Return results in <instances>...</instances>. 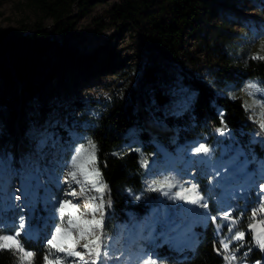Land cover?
<instances>
[{
    "label": "trees",
    "instance_id": "16d2710c",
    "mask_svg": "<svg viewBox=\"0 0 264 264\" xmlns=\"http://www.w3.org/2000/svg\"><path fill=\"white\" fill-rule=\"evenodd\" d=\"M104 1L107 0H25L26 5L43 17L19 29L0 28V81L6 86L21 85L17 98L0 92V116L8 110L14 113L22 140L33 141L40 157L52 150L66 166L80 144L86 145L89 140L95 143L96 167L107 185L103 194L105 244L111 239L112 244L121 245L124 226L135 225L137 238L128 239V244L124 239L127 247L133 248L145 238L146 229L144 232L142 228L151 208L168 192L166 188L146 190L144 184L151 171L152 157L156 156L158 163H162L158 147L175 154L178 149L189 148V142L203 140L212 147L214 159L221 147L230 144V154L242 151L251 168L264 166V131L259 122L249 119V111L239 96L250 80L264 88V60L252 59L256 55L264 56L249 50L240 54L236 44L240 34L232 29L237 18L224 8L232 0H121L105 12L107 21H93L98 34L124 26L140 35L144 52L160 57L172 75H162L152 61L137 62L133 70L124 71L115 62L114 50L107 45L103 46L101 60L99 50L80 56L76 50L67 48V38L75 22L73 9L82 14ZM212 15L219 18L218 22L211 23ZM43 18L50 19L52 26L47 28ZM186 31L208 63L184 49ZM201 67L206 68L204 77L193 72ZM76 69L120 73L124 78L121 95L104 101L74 98L62 103L55 92H41L53 80ZM175 103L182 109L168 113ZM63 112H67L64 118ZM147 122L165 132H158ZM218 128L226 130L222 135L213 134ZM165 178H172L169 171L154 176L152 181ZM199 180V184H194L202 194L203 182ZM178 191H182L180 185L168 194L172 197ZM94 195L98 194L94 192ZM38 196H45L46 201L57 199L52 186L39 188ZM172 200L169 214L175 220L180 218L175 212L183 219L184 210H196L193 204ZM39 201L31 203L34 214L41 211ZM208 209L209 205L198 212L206 213ZM245 213L251 214L248 209ZM193 230L191 246L174 249L157 239L153 245L146 242V246L165 260L175 257V264H225L223 255L216 251L220 239L213 222L197 223ZM21 235L27 249L36 253V264H43L47 245L28 234ZM251 258L264 264V256L258 251H252ZM16 261L13 252L0 250V264H16ZM103 264H106L104 260Z\"/></svg>",
    "mask_w": 264,
    "mask_h": 264
},
{
    "label": "rangeland",
    "instance_id": "374dc122",
    "mask_svg": "<svg viewBox=\"0 0 264 264\" xmlns=\"http://www.w3.org/2000/svg\"><path fill=\"white\" fill-rule=\"evenodd\" d=\"M120 1H104L82 14H79L74 7L72 17L75 22L70 33L71 36L67 38V48L76 50L80 56H86L99 50V60H101L104 56L103 46L107 45L108 48L114 50L115 62L120 63L124 71L133 70L137 62L149 63L152 61L159 67L162 75H172L171 70L160 57L154 53L146 54L144 52L142 37L137 33L130 32L124 26L117 31L104 30L100 34L95 32L93 21H107L105 12ZM238 5H241V8H237ZM224 8L237 18L232 29L240 34V38L236 41L240 54L249 50L251 53L257 52L264 56V0H242V3H239V0H232ZM42 17L26 5L25 0H2L0 2L1 29H19L25 24L32 25L40 21ZM43 19L47 28L52 26L50 19ZM218 20L217 16L212 15L211 23H216ZM57 38L62 39L61 36ZM182 46L185 50L195 53L196 56L200 55L201 61L209 62L203 54L197 52L196 45L187 31ZM205 63L203 66L206 65ZM205 69L201 67L193 72L204 77ZM249 82L256 83L253 80L246 82L239 96L249 111V119L260 123L259 117L264 112V108L258 107L257 103L263 102L264 95L259 92L250 95L251 90L247 89ZM256 84L259 87L258 83ZM20 86V84L6 86L0 81V92L5 91L10 98H17ZM123 86L124 78L120 73H112L108 70L88 72L76 69L66 73L60 79L53 80L41 92L44 94L55 92L62 103L66 101L69 103L74 98H92L104 101L114 96L119 97ZM181 109L182 106L175 103L168 113L179 112ZM2 113L0 116V230L2 229L6 233H14L19 219L24 217L28 227L23 233L40 239L42 243L46 244L47 239L50 238L49 233L53 230V225L59 223L58 215L53 208L56 200H73L81 206L82 210L86 202L83 197L65 196V192L68 191V185L64 183L67 172L66 162L52 150L42 157L38 156L35 143L33 141L27 143L22 140L14 113L10 110ZM66 114L67 112H63L61 117L64 118ZM213 134H218V132L213 131ZM189 143H191L189 148L178 149L175 154H170L160 147L162 151H165H159L162 155V163L153 167V173L150 171L149 176L144 178V184L148 187L153 182L154 176L167 171L183 187H190L194 183L199 184V179H201L203 182L202 194L208 200L209 205L207 212L199 213L198 210L201 207L195 205L196 210H184L183 219H181L180 214L175 212L177 217L180 216L179 219L175 220L169 214L173 204L171 193L157 199V203L145 218L142 228L143 231L146 229L144 240L133 248L127 247V240H133L130 235L134 231L130 230H136V226L125 225L124 235L121 239L122 244L114 245L111 243V239L108 242V245L111 246V255L120 256V260L104 259L106 264H142V260L147 258L145 254L156 259L157 264H175V257L171 260H165L157 254L154 255L150 248H147L146 244L148 243L146 242L149 241V244L153 245L157 239L160 243L163 242L174 249H181L186 245L191 246L194 226L197 223L205 224L208 220L213 222L211 219L213 216L217 217L213 224L221 240L231 235L227 231V222L219 219L222 212L227 209H231L233 216L238 218L234 231H246L250 220L248 216L251 214L245 213V210L248 209L251 212L256 206L258 197L264 195L259 191L260 183L264 182V166L260 164L256 169L251 168L242 151L230 154V144L227 148L221 147L218 156L212 159L211 146H209L211 151L207 156L194 152L195 147L204 143L203 140ZM240 157L244 160L239 159ZM46 186L54 188L57 199L46 201L45 196H38V189ZM72 187L79 192V186L73 184ZM90 194L94 195V192ZM17 196L20 197L19 200L16 199ZM38 200H40L41 211L34 214L31 210V203ZM193 212L195 214H192ZM218 225L221 226L219 230ZM246 233L250 237H245L244 246L239 247L242 242L234 241L232 248H239L237 256L246 260L247 264H256L258 260L253 261L251 258L252 251H258L262 256H264V252L252 241L251 234L247 231ZM21 240L24 244L25 238L22 235ZM121 252L124 255L121 256ZM244 253H247L246 257ZM16 264H18V260ZM34 264H36L35 261Z\"/></svg>",
    "mask_w": 264,
    "mask_h": 264
},
{
    "label": "snow or ice",
    "instance_id": "6c2138e0",
    "mask_svg": "<svg viewBox=\"0 0 264 264\" xmlns=\"http://www.w3.org/2000/svg\"><path fill=\"white\" fill-rule=\"evenodd\" d=\"M252 59H262L264 57L256 55ZM247 89L251 90L250 95L259 92L264 95V88L258 87L256 83L249 82ZM257 106L264 108V102H258ZM259 127L264 131V112L260 114ZM225 128H218L217 132L223 134ZM97 147L91 140L87 144H80L75 149V154L67 165V172L64 183L68 185V191L65 196L83 197L85 207L82 210L78 203L73 200L62 199L58 201V206L54 205V212L58 215L59 223L53 225V230L49 233L46 241L48 251L43 256V264H103L104 259L120 260V256L111 255V246L105 244L106 233L104 231V213L106 202L103 194L107 185L103 183L101 173L96 167ZM211 149L205 143H200L194 148L195 154L207 156ZM218 173V170H217ZM219 183V181H217ZM75 184L79 186V192L72 187ZM180 185V182L172 178H165L161 181H153L148 185V190L158 191L161 189H171ZM176 192L171 198L183 200L185 203L197 205L207 209L208 200L201 194L198 186L192 184L190 187L183 188ZM259 191L264 193V182L259 185ZM95 192L98 195H91ZM165 193V195L168 194ZM20 199L19 196L16 197ZM136 199H140L139 196ZM111 206V202H107ZM191 211V210H186ZM99 214V218L97 217ZM204 215V214H202ZM216 222L217 217H211ZM220 220L227 222V231L231 235L219 241V247L216 248L218 255H223L225 264H247L246 260L237 256L239 248H232L234 241H241L239 247H243L246 231L251 234L252 241L264 252V195L258 197L256 206L251 210V218L247 224L246 231L235 230L238 218L233 216L231 209L224 210L219 217ZM28 227L24 217H21L16 230L13 232H4L0 230V250H8L17 256L18 264H34L36 253L27 249L21 240V234ZM221 226L218 225V230ZM251 251V248H249ZM120 255H124L123 252ZM147 258L142 260V264H157V260L150 255L145 254ZM247 256V253H244ZM260 264V261H256Z\"/></svg>",
    "mask_w": 264,
    "mask_h": 264
},
{
    "label": "bare ground",
    "instance_id": "6f19581e",
    "mask_svg": "<svg viewBox=\"0 0 264 264\" xmlns=\"http://www.w3.org/2000/svg\"><path fill=\"white\" fill-rule=\"evenodd\" d=\"M147 124H148L149 126H152L153 128H155L156 130H158V132H160V133H164V132H165V130H164L163 128L157 127V126H156L154 123H152V122H148ZM196 142H197V140H196ZM158 149H159V151H162V149H160V147H158ZM162 152H165V151H162ZM156 164H158V159H157L156 156H153L152 160H151L150 163H149V168H150L151 172L153 171V167L157 166ZM152 173H153V172H152ZM146 186H147V185H146ZM130 231H134V232H136L135 229H131ZM136 236H137L136 233H132V234L130 235V238L135 239V238H137Z\"/></svg>",
    "mask_w": 264,
    "mask_h": 264
},
{
    "label": "built area",
    "instance_id": "2783aa9c",
    "mask_svg": "<svg viewBox=\"0 0 264 264\" xmlns=\"http://www.w3.org/2000/svg\"><path fill=\"white\" fill-rule=\"evenodd\" d=\"M152 158H153V157H152ZM151 160H152V159H151ZM151 160H150V161H151Z\"/></svg>",
    "mask_w": 264,
    "mask_h": 264
}]
</instances>
